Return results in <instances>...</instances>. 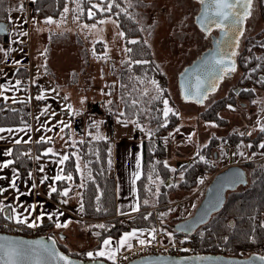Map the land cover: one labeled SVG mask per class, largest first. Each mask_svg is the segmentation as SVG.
<instances>
[{
  "label": "trees",
  "instance_id": "trees-1",
  "mask_svg": "<svg viewBox=\"0 0 264 264\" xmlns=\"http://www.w3.org/2000/svg\"><path fill=\"white\" fill-rule=\"evenodd\" d=\"M78 2L77 20L90 22L107 16L114 18L119 31L124 33L122 44H124L125 51L131 49V51H126V69L119 72L121 109L115 111L111 104L100 102L101 112L90 110L89 118L86 124H83L84 126L81 122L76 124V119L73 118L75 128L79 130V136L72 143L68 141L66 146L65 152L70 159L62 165L63 175L71 173L72 180L58 181V185L61 188L70 187L71 191L79 193L76 205L77 215L81 219H78L77 224L86 236L85 245L73 253L62 244L63 242L60 243L54 237L57 227L53 223L40 224L33 232L7 229L6 234L31 238L52 237L56 241L57 248L70 258L82 262L101 260L110 264H124L129 260L123 262L119 258L112 260L105 257H88L87 253L97 251L103 240L118 241L124 234L134 229L152 234L157 230L177 233L172 226L193 214L191 212L188 216H184L181 203L195 193L197 203L193 208L194 212L204 197L206 185L209 184L212 176L225 167L220 165L222 161L220 158L227 157L228 151L232 149L234 159H237V162L241 161L244 171L247 172V186L229 193L221 210L214 214L207 224L187 236V240L199 250L201 255L216 254L217 248L223 246L226 249L225 256L228 257L243 258L251 255L258 258L264 257V226H262L264 225L262 216L264 213V149L260 147L264 144V132L259 129L255 137L243 136L236 132V128L230 129L228 119L222 117L224 111L231 112L236 107L239 108L238 102L240 101L246 107L254 106L258 96L264 97V0L258 1L257 11L263 23L262 29L250 36V40L243 48V55L238 61V66L244 74L239 91L235 93L230 91L228 95L216 99L205 109L196 113L197 121L210 126L215 124L216 127L212 128L225 130V135L219 136L211 133L193 157L183 160L185 162L181 161L183 164L180 165V177L175 181L173 180L174 175L178 170L174 168L175 171H172V167H165L168 146L164 139L167 138L166 134L177 127L180 118L170 113L166 126H160L165 123L163 100L169 99L170 95L167 77L152 56L151 47L145 43L142 27L138 22V10L146 5L145 1L104 0V5L112 3L114 7L110 12L93 9L95 15L92 18L88 17L87 10L92 4H98L99 0H78ZM66 3L67 0H32L28 2L29 14L39 20L58 19L62 16ZM12 4L13 0H0V22H5L8 28L10 27L8 21ZM22 5H26L25 1ZM8 34L9 30L6 34L0 33V47L8 46L10 40ZM133 40L137 43H129ZM16 44L20 47L21 42ZM76 44L78 46V43ZM101 44L98 42L95 45L101 48ZM137 61L146 63H136ZM27 73L25 68H17L14 73L15 80L25 78ZM34 91L37 93L36 87ZM153 97L159 98L153 99ZM28 104L25 100L8 104L0 98V127L29 125ZM229 105L232 107L229 108ZM262 108L264 110V103ZM106 111L111 112L113 119H117L118 122L126 121L127 124H132L137 128L139 125L146 130V137L140 145L141 174L135 188L139 211L132 215L117 216L116 213V192L112 177L113 142L103 128L101 120ZM121 112L124 113L123 116H120ZM52 143V141L35 142L34 154L43 156L44 153L41 152ZM244 145L246 152H243ZM20 149L27 151L29 147H19ZM197 153L202 155L204 160H200ZM16 163L25 174L32 168L31 161L22 155ZM77 165L80 171H77ZM172 177L173 185L159 187L154 205L144 202L150 197L148 188L151 186L150 189H152V181L160 179L164 182ZM201 180L203 183L200 182ZM205 181L207 183L203 185ZM81 184L84 186L80 187ZM97 196L100 197L99 201L96 200ZM81 203L84 205L82 212L79 211ZM97 207L100 211H97ZM145 216L148 218L144 219ZM1 220L3 218L0 216ZM98 225L105 227L100 228ZM153 229H155L154 233Z\"/></svg>",
  "mask_w": 264,
  "mask_h": 264
},
{
  "label": "rangeland",
  "instance_id": "rangeland-1",
  "mask_svg": "<svg viewBox=\"0 0 264 264\" xmlns=\"http://www.w3.org/2000/svg\"><path fill=\"white\" fill-rule=\"evenodd\" d=\"M21 2L20 10L25 8V12H14L10 8V20L16 24H12L11 33L13 34L15 28V37H29L30 57L31 63L34 65L33 69H41L38 65L43 64V59L46 58L48 50H54V56L60 55V67L65 74L70 77L62 79L65 81L63 84H68L74 81L73 84L68 86L63 85L60 79L54 77L51 73H46V80L48 82H55L59 79L58 83L54 85L62 94H67L68 100L77 105L78 98L85 94L86 108L93 109L95 104L100 101L112 105V109L117 111L120 108L121 97L119 94V72L126 69L127 55L122 37L119 35V27L117 26L114 18L110 16L101 18L99 20L84 22L77 20L76 13L79 11L78 0H67L64 7H67L69 11L63 12L62 16L58 19H52V23H48L47 20H39L34 15L26 13L27 4L22 5L24 0H18ZM26 1V0H25ZM145 6L138 10V22L143 30V38L153 52L154 59L160 66L159 68L165 73L168 82V91L170 98L167 99L169 107L178 113L180 118L179 123L175 129L166 134L167 138L164 139L167 143L168 154L166 164L172 169H177L175 172V179H167L161 181L156 179L152 181V189L149 186V199L145 200L148 204H155L157 194L160 190L159 187H168L173 185V182L180 177L181 161L193 157L199 146H202L208 139L211 133L217 135H225V130H215L212 126L197 121L196 113L205 109L217 98L221 97L220 91L215 92L211 99L206 101L205 104L197 106L196 104L189 102L185 103L181 100L177 85V78L182 67L189 64L191 60L199 55L205 47L209 46L208 41L203 38V34L196 28L194 22V14L197 12L196 3L192 0H144ZM12 7V6H11ZM21 18V20H20ZM19 19V20H18ZM9 20V21H10ZM105 21L100 23V21ZM14 23V22H13ZM95 24L93 28L92 25ZM263 23L259 19L254 24L250 36L257 34L262 29ZM17 43L20 41L17 40ZM101 42L102 47H97L95 44ZM78 43V46L77 44ZM67 48V51L65 49ZM82 48L84 50H82ZM71 53V63L67 59L66 53ZM106 54V55H105ZM51 57V56H50ZM85 61V64H84ZM84 64V66H82ZM81 68V69H80ZM41 71V72H42ZM40 74V73H39ZM70 74V75H69ZM69 78V81L67 80ZM109 85L110 93H107ZM72 88V90H70ZM264 103V97L258 96L254 106L236 107L234 111L223 112L222 117L228 119L231 128H236L241 135H249L255 137L257 130L262 127L264 123V110L262 104ZM114 104V105H113ZM102 105L94 110L99 112ZM101 112V111H100ZM109 111H106L102 115V122L106 123ZM91 116L92 113H91ZM113 136H111L112 142H117L122 139H132L135 136V126L132 124L118 122L117 119H113L111 116ZM86 119L82 120L83 124H86ZM102 123L103 128L105 125ZM74 126V125H73ZM77 136V130H74ZM140 130L143 128L139 127ZM179 129V131H177ZM146 130L143 129L141 140L146 137ZM124 133V135H123ZM190 137V139H189ZM135 138V137H134ZM57 142L63 141H75L73 137L68 139L65 136L56 138ZM67 145V143H66ZM243 152H246V146H243ZM217 158V157H216ZM232 149L228 151L227 157H221L220 165L233 166L242 162H237L234 159ZM185 162V161H183ZM174 181H173V180ZM163 182V183H161ZM154 189V191H152ZM72 190V189H71ZM158 190V191H157ZM78 193L71 192L66 204L61 203L59 206L66 207V211L69 213V218L72 220L68 227L64 229L56 228L54 231L55 236L59 242L66 245L73 253L85 244V234L82 228L77 224L79 216L77 215V200ZM195 193L191 195V198L183 200L182 214L188 216L193 212V208L197 203ZM144 201V202H145ZM175 203H173L174 205ZM64 210V209H63ZM264 217V213L262 214ZM166 233V232H165ZM152 234V233H151ZM169 233H166L168 235ZM61 235V236H60ZM169 238L164 239L167 241Z\"/></svg>",
  "mask_w": 264,
  "mask_h": 264
},
{
  "label": "crops",
  "instance_id": "crops-1",
  "mask_svg": "<svg viewBox=\"0 0 264 264\" xmlns=\"http://www.w3.org/2000/svg\"><path fill=\"white\" fill-rule=\"evenodd\" d=\"M30 1L32 0H27V2ZM20 4V1L13 0V4L11 7L14 12L18 13L19 17H21L20 12H25V8L23 10L19 9V7L21 6ZM26 8V10H29L28 7ZM15 20H17V17L14 18V23L11 22V20L8 21L10 23V27L8 28V36L10 38L8 46L0 47V86H2L0 87V93H2V95H0V98L3 102H6L8 104H12L22 100L27 101L29 99L28 89L17 84L16 82L18 80H15L14 77V73L17 68H25L32 78L34 87L37 88V93H35L34 91V95L36 97L39 95H43L44 99L41 100L43 101V103H41V107L32 113L29 125H18L16 127L5 126L3 128H12L14 131L11 133H0V136L4 137V139H0V162L6 161L8 159L13 160V164L10 165L7 169H0V177H3V179H0V187L7 189V191H5L3 194H0V201H3L5 205V210L3 212H0V216L3 218V220H1L2 222L0 221V223H4L7 221L9 223L16 224L12 220L5 219L6 216L13 215V213L11 212V208L8 207L10 205L15 206L17 212L23 213V215L25 216L28 215V213L24 211L25 208L31 205H37V208L35 211H33L32 216H29V221H31L35 216L43 213L44 215L39 221H37L38 225L44 223L56 224L57 222L69 224L72 220H70L69 218V213L65 209L66 207L59 206V204H61V201L67 198L60 196L59 192L68 187L61 188L58 185V181L54 180L55 176L60 172L61 168L63 169V166L59 164L58 161L62 156L66 155V143L68 141L57 142L56 138L65 136L66 139L73 137V139L75 140V138H77L79 135L77 134V136L75 137L74 135H76V133L72 132V124L74 125L73 118L76 119V124H78V122H81L82 124V120H87L89 118V111L92 109L86 108V105L84 103L86 97L85 94H82V97L77 99V105L74 106L73 103L67 99V94H62L61 91L54 87V85L58 83L59 79L62 84L65 83V81L62 79H65V77L68 76V74H65L64 71H62L60 65H58L60 64L61 56H54V50H48L46 58L42 60L43 64L40 63L38 65V67L40 66V68L44 70L34 71V65H32L30 61L31 43L29 42L28 49H22L17 46L16 41L19 40L20 42H22L25 37L13 36V34H15L16 32L15 28L13 34L11 33L12 24H16ZM65 51H67V48L65 49ZM66 54L67 59L71 63V53L69 52ZM84 64H82V66H84ZM46 73H51L52 75H54V77H58L59 79L54 80V83L48 82L45 76ZM69 78H67L68 81ZM73 82L74 81H71L67 85H63L68 86L70 84H73ZM70 90H72V88ZM107 93H110L109 85ZM5 97H7V99H5ZM64 125H67V127H64ZM49 128L51 129V131H48ZM61 128H63V131H61ZM20 129H23V131H20ZM137 129L138 128L136 127L135 130ZM74 130H77V133H79V130L77 128H74ZM41 137L44 138L42 142H53L41 153H45L49 148H51L53 151L47 156L39 155L40 159L35 160L33 168H31V170L28 172L32 174L31 177H29L28 173L25 174L24 172H22L21 167H17V160L19 159V157H21V155L24 156L23 153L26 152V150L23 149L19 150V147H29L31 143H35L37 141L41 142ZM134 137L132 139H122L118 140L117 142H113L112 177L114 178L115 183L114 190L116 192L115 203L117 216L132 215L138 212L132 211V208L134 206L138 207L139 209L137 191L135 189L138 179L133 184V176L137 172L139 173V177L141 174L140 145L143 139L141 140V137L137 136L136 131ZM17 139L27 142L16 144L14 141ZM9 149H11L12 152L11 156L4 155V153ZM37 156L38 155H36V157ZM137 158H139V167H137ZM12 168H16L20 176V179L17 181V189H11L9 187V181L12 179ZM41 168H43V171H40ZM61 174H63V172ZM45 177H47V179H44ZM42 179H44L43 184L40 183ZM33 184L40 187V192L34 190V188L32 187ZM52 186H55L57 188L56 193L50 192V188ZM58 187H60L61 189L58 190ZM71 192L73 193V191H70L69 195L71 194ZM52 197H55L56 199L52 200ZM60 213H63V215H60ZM120 213L124 214L121 215ZM49 215L52 216V219H48ZM140 232H142L143 234L141 235ZM169 234L166 238H170ZM120 239L115 242L113 239H110L112 241L110 246L112 250L116 249ZM133 239H144L145 241H152V234L147 231H138L137 237ZM101 244V247L97 251L101 250L104 247L103 242ZM128 248L129 247L127 245L121 247L119 251L116 252V255H121L127 252ZM104 250L107 253L108 249L105 248ZM95 252L93 253L95 254ZM104 257L108 258L107 254Z\"/></svg>",
  "mask_w": 264,
  "mask_h": 264
},
{
  "label": "water",
  "instance_id": "water-1",
  "mask_svg": "<svg viewBox=\"0 0 264 264\" xmlns=\"http://www.w3.org/2000/svg\"><path fill=\"white\" fill-rule=\"evenodd\" d=\"M234 2V0H230ZM233 12L242 15L243 9L237 7L232 10ZM258 2L253 0V7L251 9V15L243 21L241 24H234L233 20L223 21V29L219 39V42L215 43L213 41L212 48L206 50L199 57L194 59L189 65L182 67V70L178 74L176 80L179 90V96L181 100L185 103L192 102L197 106H201L211 99L216 91H210L208 93L207 99L203 103H196L195 99L185 100L184 93L189 89H194L196 81H191V77L200 70L205 69L208 72L206 79L201 81L204 82L203 87H209V84L215 82L218 86L220 80H215L217 73L213 71V67L219 68L215 65V61L218 59H223L225 61V66L229 63H234L238 51L240 50L243 42L246 40L249 34H251L254 29V24L258 20L259 13ZM0 28L5 29V31H0L1 34H6L8 32V25L5 22H0ZM238 31H242L243 35H239V42L237 46V36ZM217 49L220 50V55H215ZM235 51L237 54L231 56V52ZM233 71L229 72L232 73ZM216 86V88H217ZM99 107V103L93 106V111ZM76 127V125L74 124ZM245 169L240 165L227 166L220 171H217L211 178L208 185H206L204 197L201 199L200 203L195 208L193 214L185 220L175 223L172 227L177 233L183 234L185 236H190L195 233L202 225L207 224L211 217L221 210L224 203L226 202L227 195L231 192H236L240 188L247 186L248 175ZM242 180L243 183L237 182L229 186V182L236 180ZM203 219V223L201 220ZM8 242H25L26 245H31L34 248L41 250L40 257L29 256L22 258L18 261V264H64V261H60L58 258L50 257L47 253H43L41 246H47L50 250L54 251L58 255L65 256L70 264H110L104 261L92 260L88 262H82L66 254L62 253L56 244V241L52 237H38L31 238L20 236L16 234H6V232H0V245H5ZM34 242H39L36 244ZM124 264H264L260 258L256 256H247L243 258L228 257L225 255H214L205 254L197 256H176V255H143L130 259Z\"/></svg>",
  "mask_w": 264,
  "mask_h": 264
},
{
  "label": "snow or ice",
  "instance_id": "snow-or-ice-1",
  "mask_svg": "<svg viewBox=\"0 0 264 264\" xmlns=\"http://www.w3.org/2000/svg\"><path fill=\"white\" fill-rule=\"evenodd\" d=\"M201 3H204V0H201ZM213 3L215 5V12L214 15L216 17H218V21H214L217 25V27H223V21L228 20L229 17H233V23L234 24H241L243 23V21L245 19H247L252 13H251V9L253 7V0H234V2H230V0H213ZM114 7V5L112 3H108L107 5H104V0H99L98 4H92L91 7L87 10V15L89 18H92L95 13L93 12V9H96L97 11H107L110 12L112 10V8ZM237 7H240L243 9V13L242 15H240L239 13L233 12V9H236ZM69 11V9L67 7L64 8V12L67 13ZM48 23H52V19L48 18L47 20ZM105 21L101 20L100 23H104ZM92 27H95V24L92 25ZM205 30L207 31V27L205 26ZM0 31H5V29L0 28ZM119 35L122 37L124 35L123 32L119 33ZM239 35H243L242 31H238V36H237V46H238V42H239ZM129 43L135 44L137 43V41H129ZM126 51H131V49H126ZM237 53L235 51L231 52V56H235ZM106 55V54H105ZM136 63H146V62H142V61H137ZM215 65H218L219 68L216 69L215 66L213 67V71H215L217 73V75L215 76V80H219L222 79L223 76L231 71H235V64L234 63H229L228 66H225V61L223 59H218L215 61ZM17 84H19V81L16 82ZM155 83V82H153ZM204 82L201 81L199 78H197L196 84L194 86V89H189L184 93V99L185 100H190V99H195L196 103H203V101L205 99H207L208 97V93L210 91H215L217 84L215 82H212L209 84V87L204 88L203 87ZM2 87V86H0ZM159 91V89H158ZM146 94V93H145ZM0 95H2V93H0ZM159 97H153V99H158ZM5 99H7V97H5ZM36 99L38 100H42L44 99L43 95H39L36 97ZM163 105H164V109H163V116L165 117V123L161 124V127L166 126L167 124V118L169 116V114L171 113L172 115H178V113L174 112V110L172 108L169 107V102L168 100H163ZM229 108H231L232 106L229 105ZM43 114V113H42ZM124 113L121 112L120 116H123ZM124 123H126V121H124ZM139 126V125H137ZM212 127H216L215 124L211 125ZM64 127H67V125H64ZM143 130V129H142ZM14 130L12 128H2L0 127V133L3 132H13ZM20 131H23V129H20ZM48 131H51V129L49 128ZM61 131H63V128H61ZM177 131H179V129H177ZM261 132H264V126H262L260 128ZM149 135H151V133H149ZM250 135V133H249ZM0 139H4L3 136H0ZM43 137H41V141H43ZM51 139V138H49ZM190 139V137H189ZM16 144H20L22 142H27V141H21L20 139H17L14 141ZM38 143L40 141H37ZM205 147H207V145H205ZM249 147H252L251 145H249ZM260 147L262 149H264V144H261ZM52 149L49 148L46 150V152L44 153V155H48L49 153H52ZM12 152L11 149L7 150L4 155L6 156H11ZM197 155L199 156L200 160H204V157L202 155H200L199 153H197ZM242 155V153H241ZM37 160L40 159L39 156L36 157ZM70 159V157L68 155H64L60 158V160L58 161L59 164L63 165L65 163V161H68ZM13 164V160L8 159L6 161L0 162V169H7L10 165ZM137 167H139V158H137ZM165 167H168L167 164H165ZM40 171H43V168L40 169ZM77 171H80L79 165H77ZM172 171H175V169H172ZM63 172V169L61 168L60 172L55 176L54 180L55 181H71L72 180V175L71 173H68L67 175H63L61 174ZM29 177H31V173H28ZM0 179H3V177H0ZM20 179L19 173L17 171L16 168H12V179L9 181V187L11 189H17V181ZM44 179H47V177H45ZM44 179H42L40 181L41 184L44 183ZM139 179V173H135L133 176V184L135 183V181ZM201 183H203V180L200 181ZM243 183L242 180H239L238 178L236 180L230 181L229 182V186H231L234 183ZM163 183V182H161ZM84 185L81 184L80 187H83ZM171 186V185H170ZM33 188L36 187L35 184L32 185ZM5 191H7V189L0 187V194H3ZM71 191V188H65L63 191L59 192V195L62 197H69V193ZM158 191V190H157ZM50 192L51 193H56L57 192V188L55 186H52L50 188ZM79 195V193L77 194ZM96 200L99 201L100 197L97 196ZM68 201L62 200L61 203H67ZM145 203H147V201H145ZM11 208V212L13 213V215L10 216H6L5 219H9L14 221L17 225H26L29 228H34V227H38V223L37 221H39L41 219V217L44 215L43 213H41L38 216H35L31 221H29V216H32L33 211L36 210L37 205H31L27 208L24 209V211H26L28 213L27 216L23 215V213H18L17 209L15 206H8ZM84 209V205L83 203L80 204V208L79 211H83ZM5 210V205L3 203V201H0V212H3ZM97 211H100V208L97 207ZM132 211H139L138 207H133ZM121 215H123L124 213H120ZM60 215H63V213H60ZM151 215V214H149ZM163 215V214H162ZM148 217L145 216L144 219H147ZM48 219H52V216L49 215ZM201 223H203V219L201 220ZM57 228H66L68 227L67 223H59L57 222L55 225ZM264 226V225H262ZM98 227L100 228H104V225H98ZM139 230L134 229L133 231L124 234L120 241L118 246L116 247L115 250L111 249V243L112 241L110 239H105L103 240V248L97 252H95V254L93 252H88L87 256L88 257H93L94 255L96 257H104L107 254V257L109 259L115 260V256H116V252L119 251V249L121 247H124L125 245H127L128 247H131V244L129 243V241L133 238L137 237V233ZM153 233L155 232V229L152 230ZM140 234L142 235L143 233L140 232ZM98 235V234H97ZM170 239H171V234H169ZM155 235H152V240H155ZM151 241H145L144 239H140L139 243L141 245H144L145 243H150ZM36 244H39V242H34ZM181 243H183V241H181ZM43 253H47L48 256L50 257H54V258H58L60 261H64V264H70V262L67 260V258L65 256L62 255H58L56 254L54 251L50 250L47 246H41ZM105 248L108 249L107 253L104 250ZM186 251V249H185ZM41 250L38 248H34L31 245H26L25 242H8L5 245H0V264H18V261L22 258H26L29 256H34V257H40L41 255ZM261 261H264V257H260Z\"/></svg>",
  "mask_w": 264,
  "mask_h": 264
},
{
  "label": "built area",
  "instance_id": "built-area-1",
  "mask_svg": "<svg viewBox=\"0 0 264 264\" xmlns=\"http://www.w3.org/2000/svg\"><path fill=\"white\" fill-rule=\"evenodd\" d=\"M27 13V10H26ZM29 44V37L25 36V39L21 42L20 48L22 49H28ZM19 85L24 86L25 88L28 89V94H29V99L28 105H29V112H28V117L29 119L32 116V113L38 110L41 107V100L36 99V96L34 95V85L32 82V78L29 73H27V76L25 78H20L19 80ZM108 116L106 117V123H103L105 125V130L107 132V135L109 138H112L113 136V128H112V122L110 121L111 119V112H108ZM136 134L141 135L142 130L137 129ZM34 143H31L29 146V149L23 153L25 159H28L31 161L32 165L31 167L33 168V165L36 160V154H34ZM208 181V180H207ZM207 181L204 182L203 185H206ZM61 188L58 187V190ZM35 191L40 192V187L36 186L34 188ZM11 229L14 231H19V232H33L37 229V227L34 228H29L26 225H17L13 223H0V232H5V230ZM155 235V240H152L150 243H145L144 245H141L139 243V240L137 239H132L130 241L131 247L128 248L127 252L121 254V255H116L115 258H119L120 261H125V260H130L138 256H143V255H176V256H197L201 255L199 253V250L195 247L192 246L189 240H187V236L179 234V233H171V239L169 238L167 241L165 232L157 230L154 234ZM164 238V239H163ZM163 239V240H162ZM183 241V243H181ZM186 249V251H185ZM225 247L219 246L217 248L216 254L214 255H225Z\"/></svg>",
  "mask_w": 264,
  "mask_h": 264
},
{
  "label": "flooded vegetation",
  "instance_id": "flooded-vegetation-1",
  "mask_svg": "<svg viewBox=\"0 0 264 264\" xmlns=\"http://www.w3.org/2000/svg\"><path fill=\"white\" fill-rule=\"evenodd\" d=\"M259 0H257L258 2ZM192 2L196 3L197 5V12L194 14V22L196 24V28L203 34V38L208 41L209 46L204 48L200 53L209 50L212 48L213 41L215 43L219 42L217 39H219L222 27H217L216 23L214 21H218V17L214 15L215 12V5L213 3V0H204V3H201V0H192ZM259 4V3H258ZM228 20H233V17H229ZM205 26L207 27V31L205 30ZM250 34L246 38V40L243 42L240 50L238 51V54L236 56L235 60V71L232 73H226L222 79H219L218 86L216 88V91H220L221 97H224L229 94L230 91H233V93L238 92L241 87V80L244 76L243 71L238 66V61H240L243 51V48L245 44L250 40ZM198 53L196 57H194L191 62L199 57L201 54ZM220 50L217 49V52H215V55H220ZM190 62V63H191ZM189 63V64H190ZM187 64V65H189ZM186 66V65H185ZM184 66V67H185ZM208 75V72L205 69H200L194 77H191V81L197 80L199 78L200 80L206 79ZM214 92V94H216ZM219 97V98H221ZM217 98V99H219ZM239 107H245L242 101L238 102ZM56 238V236H54ZM57 239V238H56Z\"/></svg>",
  "mask_w": 264,
  "mask_h": 264
}]
</instances>
